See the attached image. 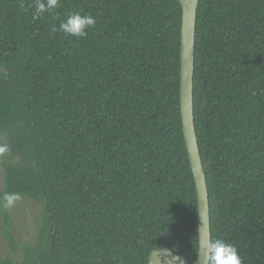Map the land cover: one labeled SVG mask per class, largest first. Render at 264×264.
Returning a JSON list of instances; mask_svg holds the SVG:
<instances>
[{
	"label": "trees",
	"instance_id": "1",
	"mask_svg": "<svg viewBox=\"0 0 264 264\" xmlns=\"http://www.w3.org/2000/svg\"><path fill=\"white\" fill-rule=\"evenodd\" d=\"M0 0V205L40 202L34 240L0 264L193 261L198 206L179 105V0ZM87 35L59 31L69 14ZM193 114L211 243L264 264V0H198ZM1 153V152H0Z\"/></svg>",
	"mask_w": 264,
	"mask_h": 264
},
{
	"label": "water",
	"instance_id": "2",
	"mask_svg": "<svg viewBox=\"0 0 264 264\" xmlns=\"http://www.w3.org/2000/svg\"><path fill=\"white\" fill-rule=\"evenodd\" d=\"M181 4L180 26V86L179 105L182 131L193 173L198 206V249L193 261L173 253L166 247L151 250L147 264H206L211 244L209 199L204 168L198 148L193 114V76L196 9L198 0H179Z\"/></svg>",
	"mask_w": 264,
	"mask_h": 264
},
{
	"label": "clouds",
	"instance_id": "3",
	"mask_svg": "<svg viewBox=\"0 0 264 264\" xmlns=\"http://www.w3.org/2000/svg\"><path fill=\"white\" fill-rule=\"evenodd\" d=\"M59 0H35L33 19L39 18L44 13H50L58 6ZM95 25V19L89 15H81L80 12H73L68 15L65 21L59 25V31L65 35L84 37L87 35L86 29ZM4 149L0 148V152ZM19 197L15 194H6L3 199L11 206ZM206 264H242L236 248L226 244L222 240L213 241L208 247Z\"/></svg>",
	"mask_w": 264,
	"mask_h": 264
},
{
	"label": "rangeland",
	"instance_id": "4",
	"mask_svg": "<svg viewBox=\"0 0 264 264\" xmlns=\"http://www.w3.org/2000/svg\"><path fill=\"white\" fill-rule=\"evenodd\" d=\"M7 155L6 151L0 153V187L2 184L1 159ZM4 212L11 222L10 230L14 236L15 246L20 247L33 242L40 222L42 205L27 196L16 199L11 206H8L7 202L0 205V257L17 256L18 249L9 244L4 234V224L1 220Z\"/></svg>",
	"mask_w": 264,
	"mask_h": 264
}]
</instances>
